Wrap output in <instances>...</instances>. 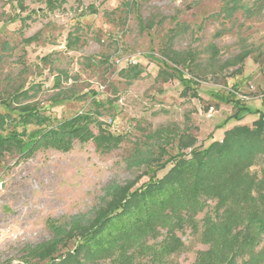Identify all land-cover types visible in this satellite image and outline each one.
Listing matches in <instances>:
<instances>
[{
    "label": "rangeland",
    "instance_id": "rangeland-1",
    "mask_svg": "<svg viewBox=\"0 0 264 264\" xmlns=\"http://www.w3.org/2000/svg\"><path fill=\"white\" fill-rule=\"evenodd\" d=\"M242 1L227 13L225 0H58L54 9L46 0H0V101L31 87L21 103L55 122L98 109L99 120L125 134L110 152L89 141L29 159L0 156V264H47L29 251L53 238L50 223L94 219L115 186L161 176L169 167L156 171L158 146L173 139L164 159L176 154L187 128L208 146L229 128L254 125L264 112V0ZM136 64L143 72L128 81L121 71ZM256 163L261 173L264 156ZM178 233L185 247L163 264H191L208 247L200 231Z\"/></svg>",
    "mask_w": 264,
    "mask_h": 264
},
{
    "label": "trees",
    "instance_id": "trees-1",
    "mask_svg": "<svg viewBox=\"0 0 264 264\" xmlns=\"http://www.w3.org/2000/svg\"><path fill=\"white\" fill-rule=\"evenodd\" d=\"M46 1L52 9L58 5V0ZM225 2L227 13L243 5L242 0ZM249 54L243 52L238 60L244 61ZM169 57L179 66L174 56ZM121 72L133 81L143 69L136 64ZM178 72L185 79L183 71ZM60 83L57 77L55 86ZM31 89H20L0 101L7 108L0 111V156L17 153L29 159L41 149L66 152L76 142L89 141L110 152L124 141L125 134L113 132L99 120L98 109L55 122L36 103H21V98L32 96ZM56 96V100L69 98L62 93ZM225 134L222 140L199 146L187 128L178 135V152L167 159V144L173 139L159 145L156 171L169 167L161 176L154 175L140 186L139 178L115 186L112 200L94 219L78 215L68 228L53 221V238L32 248L29 255L48 260L47 264H87L100 259L113 264H163L185 247L178 232L190 227L200 231L208 245L197 251L191 264H264V169L252 171L264 156V112L253 126L236 125ZM209 201L215 203L212 211L207 209Z\"/></svg>",
    "mask_w": 264,
    "mask_h": 264
}]
</instances>
